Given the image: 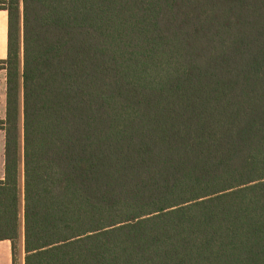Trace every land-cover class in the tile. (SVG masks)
<instances>
[{"label": "trees", "instance_id": "obj_1", "mask_svg": "<svg viewBox=\"0 0 264 264\" xmlns=\"http://www.w3.org/2000/svg\"><path fill=\"white\" fill-rule=\"evenodd\" d=\"M0 10L13 264H264V0Z\"/></svg>", "mask_w": 264, "mask_h": 264}, {"label": "rangeland", "instance_id": "obj_2", "mask_svg": "<svg viewBox=\"0 0 264 264\" xmlns=\"http://www.w3.org/2000/svg\"><path fill=\"white\" fill-rule=\"evenodd\" d=\"M7 35V13L0 10V59L5 57ZM6 118V72L0 69V121ZM5 133L0 130V178L4 169ZM20 261V258H19ZM20 263V262H19Z\"/></svg>", "mask_w": 264, "mask_h": 264}, {"label": "crops", "instance_id": "obj_3", "mask_svg": "<svg viewBox=\"0 0 264 264\" xmlns=\"http://www.w3.org/2000/svg\"><path fill=\"white\" fill-rule=\"evenodd\" d=\"M7 53H8V14H7L6 53H5V57L1 58L0 60H5L7 58ZM6 90H7V85H6ZM0 180H4V169H3V175L1 176ZM21 251L22 252H20L21 256H20L19 264H25L24 262L25 253L23 246ZM0 264H13V250H12V243L10 241L0 242Z\"/></svg>", "mask_w": 264, "mask_h": 264}]
</instances>
